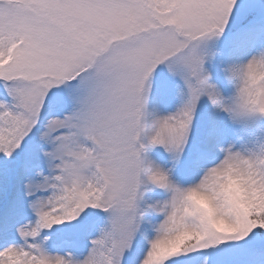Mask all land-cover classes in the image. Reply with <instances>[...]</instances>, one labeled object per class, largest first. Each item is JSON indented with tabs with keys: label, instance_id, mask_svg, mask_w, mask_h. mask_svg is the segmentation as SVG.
I'll use <instances>...</instances> for the list:
<instances>
[{
	"label": "snow or ice",
	"instance_id": "1",
	"mask_svg": "<svg viewBox=\"0 0 264 264\" xmlns=\"http://www.w3.org/2000/svg\"><path fill=\"white\" fill-rule=\"evenodd\" d=\"M253 65L264 3L0 0V264H264V140L237 146L264 122ZM237 163L255 193L239 210L214 183Z\"/></svg>",
	"mask_w": 264,
	"mask_h": 264
},
{
	"label": "clouds",
	"instance_id": "2",
	"mask_svg": "<svg viewBox=\"0 0 264 264\" xmlns=\"http://www.w3.org/2000/svg\"><path fill=\"white\" fill-rule=\"evenodd\" d=\"M249 74L247 99L253 106L264 109V67L257 68L253 65L249 69ZM214 183L219 186L229 204L236 210L246 208L255 194L251 176L240 163L215 176ZM190 200L196 210L202 212L217 231L230 230V225L214 209L211 197L193 190ZM188 239L189 237L185 234L177 235L170 240L163 241L159 250L161 253L178 251Z\"/></svg>",
	"mask_w": 264,
	"mask_h": 264
},
{
	"label": "rangeland",
	"instance_id": "3",
	"mask_svg": "<svg viewBox=\"0 0 264 264\" xmlns=\"http://www.w3.org/2000/svg\"><path fill=\"white\" fill-rule=\"evenodd\" d=\"M252 3L259 5L261 3H264V0H252ZM232 36H233V32L230 30L228 35L225 37L224 42L221 44V47H224L225 45H227V43L232 39ZM163 114H167V112L165 111ZM217 119H220V118L217 117ZM196 128H197V132L199 133L200 128H201L200 119L197 120ZM239 132H240L241 139L237 146L239 147L245 143L251 146L252 143L264 140V122H261L252 128L240 129ZM193 143H195V140L193 141ZM192 156H193V149L189 148L188 156L185 158V161L187 162L188 160H190ZM147 158L148 160L160 166H166L168 163V155L164 151L163 148L150 149V151L147 153ZM148 188L151 190L147 191L145 199L149 203H153V202L163 203L165 200L168 199V194L164 190L155 188L152 185H148ZM149 219H156V220L162 221L163 216L160 215L157 217H149Z\"/></svg>",
	"mask_w": 264,
	"mask_h": 264
}]
</instances>
